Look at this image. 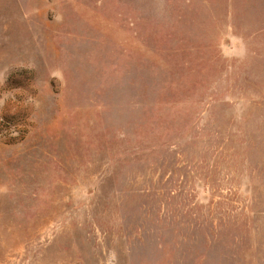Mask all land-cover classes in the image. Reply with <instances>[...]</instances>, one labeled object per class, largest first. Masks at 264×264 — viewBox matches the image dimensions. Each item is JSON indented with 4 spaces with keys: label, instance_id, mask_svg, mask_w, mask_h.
<instances>
[{
    "label": "rangeland",
    "instance_id": "1",
    "mask_svg": "<svg viewBox=\"0 0 264 264\" xmlns=\"http://www.w3.org/2000/svg\"><path fill=\"white\" fill-rule=\"evenodd\" d=\"M0 264H264V0H0Z\"/></svg>",
    "mask_w": 264,
    "mask_h": 264
}]
</instances>
